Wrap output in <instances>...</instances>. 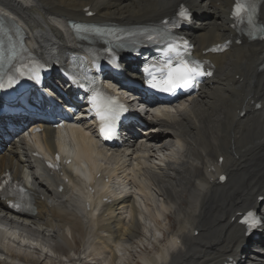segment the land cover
Returning a JSON list of instances; mask_svg holds the SVG:
<instances>
[{
  "label": "bare ground",
  "instance_id": "6f19581e",
  "mask_svg": "<svg viewBox=\"0 0 264 264\" xmlns=\"http://www.w3.org/2000/svg\"><path fill=\"white\" fill-rule=\"evenodd\" d=\"M180 1L0 0V5L23 20L38 52L63 57L77 48L67 25L70 19L137 24L174 13ZM183 1L193 10V20L186 32L196 43L198 53L233 34L229 18L233 0ZM87 7L95 12L94 16H86ZM261 20L264 23V5ZM212 58L217 70L211 84L183 106L158 112L153 119L154 130L140 136L143 149L132 151V143L121 151L102 149L81 127L59 132L62 145L68 146L70 137L77 141L74 157L86 158V170L97 168L89 179L105 170L110 173V184L123 183L124 191L117 192L114 186L104 188L106 194L98 198V207L102 208L99 214L93 203L98 190L81 202L77 199L85 195L81 187L85 175L82 169L72 172L73 166L68 165L63 175L48 176L36 169L37 158L26 142L12 144L0 157V175L9 169L20 178L25 172L38 199L36 213L16 227L0 201V224L6 226V230L0 228V255L11 260L0 259V264H43L40 259L13 249L16 246L36 252L34 246L24 243L31 240L28 236L37 241L40 250L36 253L45 258L64 257L70 263L83 262L80 252L96 255L95 251L101 250L108 254L109 264H120L117 251L138 248L143 254L134 264H217L229 256L239 264H264V229L257 239H248L237 224L236 215L255 208L264 216V201L259 200L264 197V71L260 69L264 63V41L245 40ZM258 101L262 104L259 109L255 107ZM52 135V129L46 128L43 140L47 151L56 148ZM155 140L173 154L165 166L153 162L158 160L157 151L151 148ZM36 144L41 148L37 140ZM135 151L136 156L132 155ZM94 156H101L111 165L96 163L99 159ZM220 157L222 163L218 162ZM134 161L139 171L132 174L129 165ZM222 173L227 180L217 183ZM131 180L149 195L153 207L150 221L163 232V240L150 241L151 223L148 218H137L140 211L134 203L135 195L121 194L127 191ZM101 181L102 177L98 179ZM61 185L63 191L58 189ZM104 197H112L113 203H103ZM156 197H160V204H156ZM124 212L130 214V219L123 217ZM172 218L174 225L170 223ZM165 221L167 227L162 225ZM18 230L27 236L21 242L11 239ZM250 244L255 248L251 249ZM69 250L79 256L72 257Z\"/></svg>",
  "mask_w": 264,
  "mask_h": 264
},
{
  "label": "snow or ice",
  "instance_id": "6c2138e0",
  "mask_svg": "<svg viewBox=\"0 0 264 264\" xmlns=\"http://www.w3.org/2000/svg\"><path fill=\"white\" fill-rule=\"evenodd\" d=\"M258 11L257 0H235L234 7L231 12L233 19V26L238 27L240 24H245L247 35L255 39L258 36L264 39V25L257 24L256 17ZM90 14V13H89ZM179 16L184 19H189V15L185 10L179 12ZM164 27L160 29L156 35H150L149 40L157 38H166L169 22H162ZM173 24L171 27H175ZM77 33H96L100 35H113L112 33H104L102 30L95 26H75ZM13 29L4 23H0V66L11 65L16 75H8L6 73H0V88H10L19 82V77L25 76L26 68L23 65H12V60L15 58L14 45H12ZM18 32V30H16ZM119 39V37H117ZM5 41L8 42L6 49ZM184 46L187 47V42H184ZM227 47V42L224 45ZM9 52L7 61H5V51ZM212 51L223 50L222 47L217 46ZM190 52H184L176 45L168 46L162 53V57L159 59H153L150 62H146L142 68V72L145 77V83L151 89L164 92L174 93L177 90L192 89L199 86L198 78L203 75L200 63L195 60L188 59ZM29 78L39 82L40 81V66L33 67L30 70ZM7 78L4 79V76ZM70 84H78L79 78L76 76L67 77ZM82 86V85H81ZM50 99L55 96V89H51L49 93ZM90 112L98 121L99 134L104 139H109L116 133V125L120 116L127 112V106L119 102L118 98L109 95L100 90H93L92 95L89 98ZM59 160V156L56 157ZM54 165L49 164V167ZM223 179V177H221ZM7 183V181H5ZM4 187L0 184V190ZM21 196L25 195L23 188L19 189ZM264 201V197H261ZM19 207V205H15ZM241 223L246 225V233L251 231L262 224L261 219H258L254 212L249 211L241 220Z\"/></svg>",
  "mask_w": 264,
  "mask_h": 264
},
{
  "label": "rangeland",
  "instance_id": "374dc122",
  "mask_svg": "<svg viewBox=\"0 0 264 264\" xmlns=\"http://www.w3.org/2000/svg\"><path fill=\"white\" fill-rule=\"evenodd\" d=\"M101 156H94V158H96V159H99V160H96V162H98V163H100V164H102V165H109L110 163H109V161L108 160H106V159H103L102 157L100 158ZM156 159V158H155ZM149 162H152L151 160H148ZM153 162H156V161H154L153 160ZM144 194V193H143ZM151 203H152V201H151ZM157 204V203H156ZM143 205H145V207L146 206H148V207H151V211H153V207L150 205V203H143ZM148 216H153V213L152 212H150L149 214H148ZM157 221V220H156ZM174 220H173V218L171 219V222L170 223H172V225H174ZM159 224H161V222H159ZM163 225V224H162ZM143 234L144 233H142V235H139V237L140 236H143ZM84 247V245H81V247ZM80 247V248H81ZM252 248H254V247H252ZM13 249H15L17 252H20L21 254H28V255H30V257H32V258H36V260H41L42 261V263L43 264H83V262L82 263H80V262H77V263H75V262H73V263H70V262H68L67 260H65L64 259V257H61L62 259H60V257H59V259L58 258H54V257H47V258H45V257H43L42 255H40V254H38V253H35V251H33V250H27V249H23V248H21V247H13ZM68 252H71V255H72V257H78V256H76L72 251H68ZM148 252H150V251H148ZM140 253L141 254H143L142 252H140V250L138 249V248H136L135 250H130V252H127L125 255H123L122 257L120 256V258H121V262H120V264H134L135 262H137L138 261V256H140ZM154 253V252H153ZM80 254H81V252H80ZM96 254H98L97 256L98 257H100V258H102L103 260H104V263H107V256H108V254L107 253H103L101 250H97V252H96ZM146 255H147V253H145ZM84 255V254H83ZM145 256V255H144ZM67 259V258H66ZM59 261H63V263H61V262H59ZM110 263V261L108 260V264Z\"/></svg>",
  "mask_w": 264,
  "mask_h": 264
}]
</instances>
